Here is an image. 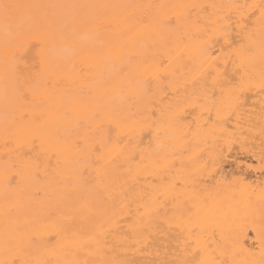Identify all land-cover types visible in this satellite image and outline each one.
Masks as SVG:
<instances>
[{
  "label": "bare ground",
  "instance_id": "6f19581e",
  "mask_svg": "<svg viewBox=\"0 0 264 264\" xmlns=\"http://www.w3.org/2000/svg\"><path fill=\"white\" fill-rule=\"evenodd\" d=\"M0 3V260L264 264V0Z\"/></svg>",
  "mask_w": 264,
  "mask_h": 264
},
{
  "label": "snow or ice",
  "instance_id": "6c2138e0",
  "mask_svg": "<svg viewBox=\"0 0 264 264\" xmlns=\"http://www.w3.org/2000/svg\"><path fill=\"white\" fill-rule=\"evenodd\" d=\"M39 7L36 5H24V4H17V3H0V16H2L3 19V24H4V29H5V34L9 35L13 32V30L16 31L17 34H19L21 27H22V20H23V9L26 8H35ZM71 7H76V6H71ZM260 25H261V33L262 36H264V3L261 4L260 6V17H259ZM222 31H226V29H222ZM35 40V45L37 47H41L44 44V41L41 37H30L25 41L24 45L19 46L15 51L8 53L6 51L5 53V69L6 72L8 70V65L9 61L12 62L14 65L12 71H13V76L16 80V83L19 85L17 87V95H18V100L22 104L26 105H33L36 102V94L31 88V84L29 83L27 78H24V83L21 85L20 81L23 78V73L22 70L19 67L20 61L23 59V55L21 54L23 51L26 50V45L32 43V41ZM248 51H251V49H248ZM203 54L210 55L208 52V48L205 47L202 49ZM236 54L240 55L241 50H236ZM261 54L264 56V47L261 49ZM217 59H219L217 57ZM47 69L44 66L43 60L41 61V67L39 69L35 70V78L44 80L45 83L43 86L45 87H54V83L51 79H47L45 77ZM31 96V99L29 97ZM102 116V113L96 114L94 118H99ZM28 118L27 114H24L20 117L21 120H26ZM104 146L101 145L100 148H103ZM74 148L76 150L81 149V145L79 143L74 145ZM100 148L94 149L95 151H99ZM262 164H264V159H262ZM175 188L180 189L183 191V187L181 184H176L174 185ZM193 207H198L196 203H193ZM188 211L191 213L192 209H188ZM0 264H30V261L27 259H23L21 257H16V258H11V259H5V260H0ZM207 264H215L214 261H209Z\"/></svg>",
  "mask_w": 264,
  "mask_h": 264
}]
</instances>
